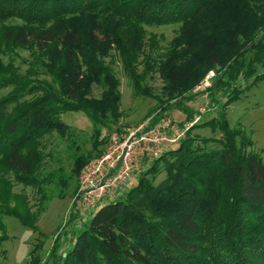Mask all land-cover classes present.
Segmentation results:
<instances>
[{"label": "trees", "instance_id": "trees-1", "mask_svg": "<svg viewBox=\"0 0 264 264\" xmlns=\"http://www.w3.org/2000/svg\"><path fill=\"white\" fill-rule=\"evenodd\" d=\"M0 24V91L12 88L0 98V264L10 240L5 218L38 230L41 211L15 184L42 195L43 206L51 186L60 198L69 195L93 158L78 153L70 173L60 167L44 174L48 138L68 131L63 115L82 113L101 131L120 120V83L105 63L111 51L137 96L151 95L137 71L143 56L144 75L158 73L169 100L215 72L207 92L219 111L202 126L221 136L188 133L75 229L64 254L57 238L46 261L32 264H264V159L227 114L243 82L264 80V0H0ZM172 24L180 25L174 40L146 58L147 48H158L146 27ZM14 49L30 52L24 74L3 60ZM95 87L101 98L93 97ZM167 109L161 104L150 126Z\"/></svg>", "mask_w": 264, "mask_h": 264}, {"label": "rangeland", "instance_id": "rangeland-1", "mask_svg": "<svg viewBox=\"0 0 264 264\" xmlns=\"http://www.w3.org/2000/svg\"><path fill=\"white\" fill-rule=\"evenodd\" d=\"M7 24L14 25L15 23L8 22ZM1 26L3 24H0ZM179 28V24L146 27L147 39L158 44L157 49L152 50L147 48L145 50L146 58L155 57V55L158 56L160 53H163V50L176 37ZM3 60L5 64L12 61L14 66L23 74L28 70L32 62L30 52L25 49H14L12 53L4 56ZM143 61L144 56L139 58L136 66L138 67V74L144 76L142 86L151 93L149 96L136 95L134 83L131 82L128 75L124 72V66L119 54L116 51H111V57L106 58L105 63L110 66L120 83V111L122 115L120 120L114 123L112 128H104L101 131L98 126H95L93 121L82 113L71 112L63 115L62 119L68 125V131L65 136L55 133L48 138L46 153L50 155L46 159L44 174L57 170L60 167L70 173L73 166V158L78 153H85L86 155L92 153V160L97 159L105 151L109 135L119 133L133 126L135 128L149 124L153 120L154 115L159 111L161 104L164 106L168 105V109L156 124L168 119L180 128L184 127L185 124L189 125V123H193L188 132H191L192 136L197 138H219L221 136V133H214L210 127L202 126V124L206 123L205 121L216 117L219 111L217 107H213L207 92L214 82L213 71L208 73L194 90L183 95L182 98L178 99L177 97L178 100L175 101L173 99L169 100L165 91L166 84L158 73L153 72L144 75L146 66L143 64ZM38 78L50 81L47 76L42 74ZM252 82L253 80L242 83L240 87V99L228 107L227 114L230 126L232 128H243L255 143L250 150L264 159V80L257 84H253ZM11 90L12 88L2 89L0 91V98L8 95ZM102 91L101 88L95 87L93 97L101 98ZM225 100H227L226 97H224L223 102ZM183 109H187L189 112ZM189 113L191 120L188 121ZM99 130L101 131L97 142L99 146L95 148L96 134ZM153 162L149 160L143 161L139 169L134 171V177L130 186H126L118 191L112 197L113 199H104L92 211L84 207L80 201L81 173L73 183L69 195L63 199L60 198L59 191L54 186L49 187L47 195L51 197L43 206L40 204L42 195H38L31 188L15 184L14 192L24 193L28 197L33 210L41 212L37 222L38 230L28 229L12 217L4 219L10 236V240L3 246V249L8 252L5 263L32 264L31 261L35 257H38L44 263L57 238L60 239L62 246L59 252L64 254L71 245L73 239L71 234L75 232V229H79L82 223L90 220L101 206L123 196L124 193L135 185L139 174L148 169ZM164 178L165 173L162 171L158 180L160 181ZM75 188L77 193H74ZM51 192L54 193L51 195ZM38 247L41 248L39 249Z\"/></svg>", "mask_w": 264, "mask_h": 264}, {"label": "built area", "instance_id": "built-area-1", "mask_svg": "<svg viewBox=\"0 0 264 264\" xmlns=\"http://www.w3.org/2000/svg\"><path fill=\"white\" fill-rule=\"evenodd\" d=\"M149 126H133L109 135L102 155L84 166L79 189L84 207L92 211L104 199L114 197L132 182L134 171L143 161H155L176 147L193 123L180 128L168 119Z\"/></svg>", "mask_w": 264, "mask_h": 264}]
</instances>
